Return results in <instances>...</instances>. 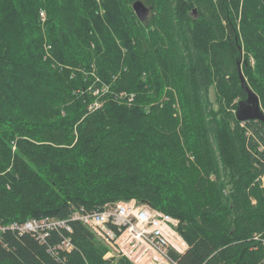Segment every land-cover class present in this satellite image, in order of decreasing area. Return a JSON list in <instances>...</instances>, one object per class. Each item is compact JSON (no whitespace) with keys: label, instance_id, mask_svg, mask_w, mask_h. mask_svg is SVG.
Listing matches in <instances>:
<instances>
[{"label":"trees","instance_id":"trees-1","mask_svg":"<svg viewBox=\"0 0 264 264\" xmlns=\"http://www.w3.org/2000/svg\"><path fill=\"white\" fill-rule=\"evenodd\" d=\"M134 1L0 0V221L73 244L6 230L0 264H133L69 219L129 199L178 220V264H264V122L235 117L238 61L264 113V0Z\"/></svg>","mask_w":264,"mask_h":264},{"label":"built area","instance_id":"built-area-1","mask_svg":"<svg viewBox=\"0 0 264 264\" xmlns=\"http://www.w3.org/2000/svg\"><path fill=\"white\" fill-rule=\"evenodd\" d=\"M40 15L44 17V13ZM264 186V174L260 176ZM69 219L80 222L106 247L104 258L123 256L133 264H178L174 252L182 253L186 244L177 229V221L170 214L159 211L147 202L135 199L105 204L100 210L84 212L75 209ZM62 229L70 232L68 219L44 217L32 218L19 223L0 221V235L13 230L18 235L28 233L46 242L48 233L57 232L61 238L56 250H71L70 238L62 234ZM264 246V236H254Z\"/></svg>","mask_w":264,"mask_h":264},{"label":"water","instance_id":"water-1","mask_svg":"<svg viewBox=\"0 0 264 264\" xmlns=\"http://www.w3.org/2000/svg\"><path fill=\"white\" fill-rule=\"evenodd\" d=\"M132 10L139 20L143 21L148 16L150 7L144 5L140 0L132 3ZM241 87L245 92V98L237 103L235 117L238 121L260 120L264 122V113L261 109L259 98L256 93L247 85L240 68V61L237 63Z\"/></svg>","mask_w":264,"mask_h":264},{"label":"bare ground","instance_id":"bare-ground-1","mask_svg":"<svg viewBox=\"0 0 264 264\" xmlns=\"http://www.w3.org/2000/svg\"><path fill=\"white\" fill-rule=\"evenodd\" d=\"M245 78V77H244ZM242 123H243V121H242ZM241 123V124H242ZM242 127V126H241ZM262 187V186H261ZM143 202V201H142ZM110 203V202H109ZM102 207V206H101ZM99 210V209H98ZM178 224V223H177ZM256 234H258V233H256ZM260 234H262V233H260ZM255 236V235H254ZM260 236V235H259ZM262 236V235H261ZM254 238V237H253ZM256 240V239H255ZM257 241H259V240H257Z\"/></svg>","mask_w":264,"mask_h":264},{"label":"rangeland","instance_id":"rangeland-1","mask_svg":"<svg viewBox=\"0 0 264 264\" xmlns=\"http://www.w3.org/2000/svg\"><path fill=\"white\" fill-rule=\"evenodd\" d=\"M211 97H213V94L211 93ZM177 221V223H178V220H176ZM186 244V243H185Z\"/></svg>","mask_w":264,"mask_h":264}]
</instances>
